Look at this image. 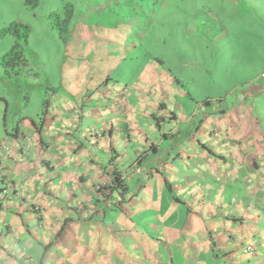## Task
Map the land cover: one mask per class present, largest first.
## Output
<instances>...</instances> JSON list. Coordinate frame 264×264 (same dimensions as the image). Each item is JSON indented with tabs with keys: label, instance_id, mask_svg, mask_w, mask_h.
<instances>
[{
	"label": "crops",
	"instance_id": "crops-1",
	"mask_svg": "<svg viewBox=\"0 0 264 264\" xmlns=\"http://www.w3.org/2000/svg\"><path fill=\"white\" fill-rule=\"evenodd\" d=\"M98 9L40 119L0 115V264H264V53L212 96L191 56L139 52L146 24Z\"/></svg>",
	"mask_w": 264,
	"mask_h": 264
},
{
	"label": "rangeland",
	"instance_id": "rangeland-1",
	"mask_svg": "<svg viewBox=\"0 0 264 264\" xmlns=\"http://www.w3.org/2000/svg\"><path fill=\"white\" fill-rule=\"evenodd\" d=\"M91 5H99L89 12L92 24L145 23L139 52L174 61L178 54L191 56L197 82L208 86L212 96L225 97L224 80L242 82L261 64L257 56L264 53V39L255 36H264V0H39L34 7L24 0H0V31L11 27L16 32L0 37V59L9 53L0 80V115L7 108L9 126L15 116L17 123L27 113L40 119L43 104L58 83L67 41L64 29L60 35L55 24L70 10L74 22L82 21L80 14L88 20L82 13ZM244 67L249 75L241 73Z\"/></svg>",
	"mask_w": 264,
	"mask_h": 264
},
{
	"label": "trees",
	"instance_id": "trees-1",
	"mask_svg": "<svg viewBox=\"0 0 264 264\" xmlns=\"http://www.w3.org/2000/svg\"><path fill=\"white\" fill-rule=\"evenodd\" d=\"M25 5L29 6V7H34L39 0H24ZM71 10L68 11V17H64L62 19H60V22L57 24H55V27L59 28L60 30V35L64 29L66 36H63V39L65 37V39L68 40V34H69V26L73 23V19L71 18ZM14 35L16 36V32L13 28L9 27L8 29H4L2 31H0V37L3 35ZM9 56V53L7 55H5V57L3 58V62L6 63V57ZM21 58V57H20ZM7 64V63H6ZM117 186L121 189L122 188V183H120L119 181H116ZM122 191L124 190L123 188L121 189Z\"/></svg>",
	"mask_w": 264,
	"mask_h": 264
},
{
	"label": "built area",
	"instance_id": "built-area-1",
	"mask_svg": "<svg viewBox=\"0 0 264 264\" xmlns=\"http://www.w3.org/2000/svg\"><path fill=\"white\" fill-rule=\"evenodd\" d=\"M262 75L264 76V73Z\"/></svg>",
	"mask_w": 264,
	"mask_h": 264
}]
</instances>
